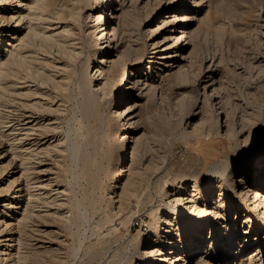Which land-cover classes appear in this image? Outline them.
<instances>
[{"label": "bare ground", "instance_id": "obj_1", "mask_svg": "<svg viewBox=\"0 0 264 264\" xmlns=\"http://www.w3.org/2000/svg\"><path fill=\"white\" fill-rule=\"evenodd\" d=\"M130 1L123 6L118 0H0V137L8 138L12 156L5 164L7 154L0 152V264H35L34 247L25 235L36 207L69 224L87 217V198L76 199L75 213L68 214L63 200L67 190L53 189L55 208H50L53 180L37 186L31 177L36 160L63 149L62 142L48 144L49 133L58 126L47 113L59 111L58 98L65 102L63 97L70 99L75 89L82 98V118H90L100 103L112 100L116 109L111 118L122 145L125 148L130 138L135 142L133 162L127 165L132 170L137 163L132 171L142 182L162 168L159 154H172L178 143L222 131L233 146L229 159L219 163L202 162L189 152L165 159L171 177L164 184L161 177L153 182L155 200L140 192L138 179L124 183L118 192L127 172V165H120L107 187L109 202H117L116 214H121L132 198L142 205L150 198L144 210L153 222L145 238L129 242L132 255H115L114 264H264V0H205L208 11L200 21L217 29L219 39L233 47L230 57L221 53L219 60L202 56V38L208 31L192 28L195 9L203 7V0H166L164 12L163 0H148L157 2L154 12L159 10L160 17L145 30V38L137 31L142 9L138 10L137 0ZM152 14L144 13L146 19ZM83 21L96 47L94 74L89 72L91 56L83 55L86 41L79 33ZM147 42L153 48L142 67ZM73 63L77 69L72 78L68 68ZM155 63L161 66L157 74H153ZM200 78L204 92L193 93L191 87ZM157 97L158 108L152 102ZM160 106L169 110V117L158 112ZM76 115L73 110L70 121L80 122ZM141 122L146 133L137 136L133 126H142ZM74 129L68 132L69 139L76 137L77 133L71 134ZM70 151L75 155L80 150L71 145ZM148 153L155 158L144 166L142 157ZM84 159L87 164L91 161L90 155ZM205 171L208 176L202 181ZM11 173H21L25 186L16 190ZM89 205L94 206L92 201ZM131 222L129 218L121 223L129 230ZM104 246L99 240L89 257H97ZM55 250L47 247L36 254L57 257L60 253Z\"/></svg>", "mask_w": 264, "mask_h": 264}, {"label": "rangeland", "instance_id": "obj_2", "mask_svg": "<svg viewBox=\"0 0 264 264\" xmlns=\"http://www.w3.org/2000/svg\"><path fill=\"white\" fill-rule=\"evenodd\" d=\"M118 1H122L119 3L120 5L122 4L123 6H129L131 4L130 0H118ZM153 1H148V0L147 1L146 0L136 1L138 10L142 9V10H139L138 19L141 20V24L139 23L138 26L140 28L138 27L137 31L144 38L146 34L145 30H147L150 27V25H152L154 22L158 21L160 17L159 10L158 11L156 10L154 12L155 4H157V2H153ZM206 3L207 2L203 0V3H202L204 4L203 7H200V9L199 8L195 9L197 12L196 13L197 17L195 18V21L192 27L193 29L200 28L201 30L208 31L206 36L204 35L202 38L203 49H202L201 54L203 57L205 58L207 57L206 58L207 60H210L209 58L212 59L213 57H214L213 59H215L216 57V59L219 60V55H221V53L225 55L227 54L226 56L230 57L233 47H231L230 44L229 46H227L228 42H226L225 40L219 39L217 29L213 28L212 30L210 26L208 27L206 23H203V21H200L201 19H203V17L205 18V15L207 14L208 7H206L207 6ZM162 4H163L162 6L163 9L161 10V12H164L167 8L166 0H163ZM146 11L153 12V14L148 19H146V15H144ZM83 23L84 24H82L79 29V33L81 34L82 37H84L86 41L85 52L83 55L84 57L85 55L91 56L92 64L89 67V72L94 74L95 68L97 65L96 63L97 61L95 60V58H93L96 47L93 45V39L89 37V32H90L89 25H87L86 21H83ZM119 36H120L119 44H122V42H124L125 39L124 40L122 39L123 35L121 33ZM189 47L191 49V46ZM152 48L153 46L152 47L150 46V42H147L146 51H145L146 53H145L144 59L140 63L142 67H144V65H146V63L149 62V59H150L149 57L151 55L150 53L152 51ZM190 49L188 48V50ZM153 66H154V71H155L153 74H157L161 66L159 65V63L157 64L155 63ZM76 69H77V64H74V63L70 65V67L68 68V73L71 75L72 78L76 76V72H75ZM145 78L146 77H144V79ZM218 78H219V71H218ZM203 81H204L203 78H200L197 81L196 85L191 87L190 91H192V89L194 88L193 93L196 92V90H197L196 93L204 92V82ZM78 92H79L78 89H75L74 95L71 96L70 99L64 96L63 98L65 102H59V100H62L60 99L61 97H59L57 104L60 105V110L52 112V113H47L48 118L51 119V123H55V125L57 124L58 126V127L56 126L58 129H55L54 131H52L54 133H49L48 139L50 140L48 144L52 142L53 144L62 142L61 147L63 149L60 148L62 150L60 151L55 150V152L53 150L51 153L46 154V156L41 157L40 158L41 160L39 159L36 160L37 162L35 163V165H33L34 169L31 172V177L34 178L33 181H37L36 183L37 186L41 185L40 184L41 181H45L46 179H52L53 181L51 185L53 186L51 187L52 190L49 188V190H51V192L49 191L50 195L51 193L52 194L54 193L53 189H60V190L64 189V191L67 190L65 191V197H63L64 198L63 200H65V202L67 201L66 203L64 202L66 206V207L64 206V208H65V212L69 211L68 214H70L71 211H72V214L75 213V211L72 210V207L76 199L87 198L84 200V205L88 210V214L86 217L87 219L85 218L83 219L84 221L81 220L77 224H69L68 222L64 223L62 221H59L55 217L54 218L47 217L45 215L47 213L43 211L39 212V209L44 210L45 208H42L41 206L36 207L34 209L35 218H34L33 223H31L29 227V231H28L29 237L25 235V237L28 238L26 239L30 242L31 248L34 247L32 251H34L36 255V257H34L35 264H114L115 255H116V258L120 257V255H123L125 253L128 254L127 256L132 255L131 249H133V246L131 247L130 245H128L131 240L137 239L139 237L145 238L148 235V233L151 231L150 225L153 222V219H152V216L149 215L148 212L144 210V207H146L145 204L149 205V202L151 200L150 198L145 200V204L143 203L145 206L142 204H139L136 198H132L131 203L129 204L127 209H125L121 214H116L119 204L117 202H116L117 204L116 203H114V205L111 204L108 200V197L106 196L107 187H108L109 181L113 173L117 171L120 165L124 164L125 166L127 164H132L133 162L131 161L132 155L130 154H132L131 153L133 150L132 148L135 147V142L132 143L133 139L130 138L127 141L128 145H126L125 148L122 145V136L119 133L117 124L111 118L113 111L116 109L112 107L113 103L111 99L109 103H100L98 106V110H96V113L90 118L88 119L82 118V115L79 112V106H81L82 98L80 97ZM136 92H133V94L134 93L138 94V91ZM115 94H116V91H115ZM133 94L131 93L128 95H130L132 98ZM178 95H180L179 92H178ZM157 100H158V97L152 101L153 103H155L154 105L156 107L158 106ZM72 109L76 111L77 118L81 119L80 122L75 123L73 121H70L72 117V112H73ZM165 110L166 108H163L162 106H160V108L158 109V112L161 115L165 114L164 116L169 117L170 116L168 115V113H170L169 110H166V111ZM172 110L175 112L174 108ZM211 110L213 113H217L215 107H211ZM34 111H38V110L35 109ZM60 111L62 113H59ZM136 113H138V110L135 111V114ZM142 123L143 122H141V124ZM144 126L145 125L143 124L141 126L139 123L138 127L136 128V125H134L133 133L136 134L137 136H142L144 133H146ZM71 127L72 129L75 128L74 129L75 131H73L71 134L75 135V133H77L76 137L74 136L71 137L73 143L72 141H70L71 138L69 139L67 135L68 132H70ZM46 140L47 139L43 141H46ZM74 142L76 145L74 144ZM9 144L10 142L8 141V138L2 139V137H0V152H2L3 154H7L5 159L3 160L5 164L8 163L12 158V156L8 154ZM71 145L79 147L80 151L77 152V154L73 155L72 152L70 151ZM232 147L233 146L226 141L222 131L220 134L213 132L212 135L210 136H205V137H200V138L195 137L192 142L187 140L185 142L178 143L172 147L173 148L172 154H169V153L167 154L165 152H161L159 154L158 161L164 164L162 165V168L159 171H156L155 173L151 174L150 179L148 181L147 180H144V182L140 181L141 180L140 174L139 176L135 174L137 178L136 177L134 178V172L136 171L135 169H137L136 168L137 163L136 164L134 163L135 165L133 164V166L130 165L131 167H133L132 170L134 172L130 170L131 168L129 167V165H127V172H125L127 174L124 173L123 177H121L119 181L120 189L118 190V192L119 191L120 193L122 192L123 187L125 186L124 183L127 184V182H129L132 179L133 181H136L138 179L136 183H138V185L140 186V189H139L140 192L143 191L144 193L152 194L154 200L158 199V196L155 195V192H154L155 189H154L153 182L157 179V177H161L162 182L164 179L165 180L170 179L171 176L165 170L167 169L166 160H169V159L173 160V158H175L176 155L178 154L181 155L183 154V152L184 153L189 152V153H193V155H196L197 157H201L202 162L205 161V163L206 162L207 163H219V161L221 160L229 159L228 155H232ZM152 154L153 153H150V154L148 153V155L144 154V156L142 157L143 158L142 164H144V166L148 165V164L146 165V162L147 163L153 162L155 155L154 154L152 155ZM85 155L86 156L90 155L91 157V161L89 164L85 163L84 161ZM151 155H152V158L154 156L153 159H151L150 157ZM160 155L163 157H160ZM123 157L126 158L124 163L122 162ZM149 159L152 161H150ZM39 161H41V163ZM131 173H133V175L130 177ZM11 176L12 177L10 178L12 180L16 179V185H17L16 190L19 189L20 187L25 186V179L21 177V173H15V174L11 173ZM207 176H208L207 171H205L203 173V180L202 179L201 180L205 181ZM94 180L97 182V184H94L93 182ZM139 183H141V185ZM42 191L45 192V190H41L40 193H42ZM36 193H39V192L37 191ZM20 194L21 193L19 192L18 195ZM51 196H52L51 198H48L49 203L50 202L52 203V198H54V195H51ZM43 197L45 196L43 195ZM7 198L8 197H6L5 199ZM44 201L45 200H43L42 202ZM90 201H92V203L94 204L93 207L89 205ZM37 204L42 205L43 203L39 202ZM50 208H55L53 203H52V206L50 204ZM147 208L148 207H146L145 209ZM131 213H133L131 217H128L130 216ZM36 214H38V216H36ZM129 218H131L132 222L129 224L130 229L128 230V227L127 226L125 227L121 222L122 220H127ZM108 220H112V221L108 222ZM29 233L31 236L29 235ZM99 240L100 242H105V246L104 248L102 247L101 249H99L100 254L97 257H95L94 259L93 258L91 259L89 257V252L94 249L95 244L99 243ZM47 247L51 250L52 249L59 250V253H60L59 256L56 257L54 256L53 253L48 255L45 252H43L42 254L40 253V255L36 254L39 251L41 252L44 251V249H47ZM130 259L131 258L129 257V260ZM132 259L135 261L139 260L137 256L136 257L132 256Z\"/></svg>", "mask_w": 264, "mask_h": 264}]
</instances>
